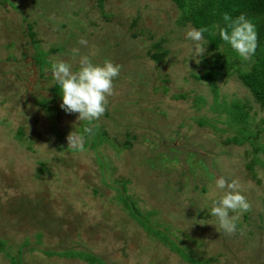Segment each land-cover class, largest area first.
<instances>
[{
    "label": "rangeland",
    "instance_id": "1",
    "mask_svg": "<svg viewBox=\"0 0 264 264\" xmlns=\"http://www.w3.org/2000/svg\"><path fill=\"white\" fill-rule=\"evenodd\" d=\"M178 14L171 0H104L103 7L97 0H0V238L6 240L0 264H10L8 254L28 264H89L44 253L69 247L108 264H194L149 235L120 193L208 264H264V167L256 164L252 178L245 167L252 145L223 142L237 124L230 127V116L212 107L214 87L194 78L201 58L191 57L189 25L178 26ZM30 23L51 61L76 67L91 49L94 62L121 66L104 114L88 124L108 132L103 143L92 146L89 134L82 151L67 148V135L83 122L51 99L54 82L49 64L32 55ZM160 38L169 52L158 63L147 51ZM215 86L218 101L239 98L251 106L250 128L259 131L264 161V110L235 77L216 79ZM43 98L50 100L39 103ZM221 175L239 182L250 205L231 235L210 224L215 218L207 212L217 197L213 177Z\"/></svg>",
    "mask_w": 264,
    "mask_h": 264
},
{
    "label": "trees",
    "instance_id": "2",
    "mask_svg": "<svg viewBox=\"0 0 264 264\" xmlns=\"http://www.w3.org/2000/svg\"><path fill=\"white\" fill-rule=\"evenodd\" d=\"M101 7H103L104 0H97ZM172 3L178 9V16L176 18V24L178 26L189 25L191 27L199 28L201 26L207 27L208 31L204 33V41L206 46V52L198 62V66L202 68L201 74L194 73V78L209 82L214 87L216 93L215 100L212 104L217 111H225L230 116L229 126L233 127V124H237V131L233 135H229L224 138L223 142L229 144L243 145L249 142L253 147L252 158L245 164V167L252 178H258L255 165L260 164L264 167V161L258 156V153L262 150L258 142V130L250 128V105L241 99H233L230 103L220 102L217 100V91L215 86V80L223 77H235L240 83L247 88L253 95L255 102H257L264 110V0H171ZM228 13L231 17H236L240 13L246 14L247 18L251 20L254 25L256 33V49L251 58L247 61L242 60L225 42L220 40L218 27L214 25L224 26L222 15ZM104 15L107 13L103 12ZM29 33L31 35V42L33 46V57L35 61L41 66L50 64L51 50L42 48L40 40L35 38L37 34L33 31V24H29ZM166 38H160L155 40L151 48L148 49V56L155 62L160 63L168 54L169 50L164 46ZM52 98L61 100L59 88L55 84L51 86ZM50 99L43 98L39 103L46 104ZM203 98L194 99L195 105L200 107V103ZM199 124L205 125V118L197 120ZM88 122L81 124L82 132L85 126H88ZM208 125L214 127L220 131H226L223 128L217 127L214 123ZM24 134L23 128H19L16 134V138L21 139ZM93 135L92 146L106 141L108 132L104 130V127L95 126L92 128ZM89 134L85 140V144L88 143ZM125 189V183H123ZM119 199L125 204L130 216L137 222H139L149 235H154L157 238H161L164 242L170 246V248L176 251L185 260L194 264H208L211 259H202L195 257L191 253L187 252L184 247L180 246L177 242L172 240L168 233L161 230L153 224L150 220L151 211L143 212L138 206L136 201L129 194L118 195ZM1 222V221H0ZM6 240L0 238V251L5 249ZM9 252L7 251V254ZM47 255H60L72 258H79L87 261L89 264H108L105 258L97 256L94 253L86 250L74 247H69L63 251L56 250H44ZM10 256V264H28L23 261L19 254Z\"/></svg>",
    "mask_w": 264,
    "mask_h": 264
},
{
    "label": "clouds",
    "instance_id": "3",
    "mask_svg": "<svg viewBox=\"0 0 264 264\" xmlns=\"http://www.w3.org/2000/svg\"><path fill=\"white\" fill-rule=\"evenodd\" d=\"M224 26L218 27L220 40L225 42L242 60H249L256 49V33L253 23L246 14L240 13L231 17L228 13L222 15ZM207 27H187L184 33L185 41L191 42V57L200 59L205 53L204 33ZM80 45H88L81 38ZM78 51V49H74ZM93 52L80 54L74 63L65 60H53L45 71L50 73L52 81L59 88L61 95L60 107L66 113H77V119L89 124L97 121L105 112L108 97L114 94V79L119 75L121 66L110 59L94 62ZM92 128L85 126L80 131H72L67 135V148L82 151L85 134H90ZM217 197L207 209L209 216L215 218L213 224L219 232L231 235L237 231L238 215L246 212L250 205L241 190L239 182L228 180L224 176L213 177ZM234 213L233 215H230Z\"/></svg>",
    "mask_w": 264,
    "mask_h": 264
}]
</instances>
